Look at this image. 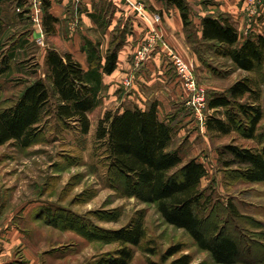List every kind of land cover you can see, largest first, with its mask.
<instances>
[{
    "label": "rangeland",
    "instance_id": "1",
    "mask_svg": "<svg viewBox=\"0 0 264 264\" xmlns=\"http://www.w3.org/2000/svg\"><path fill=\"white\" fill-rule=\"evenodd\" d=\"M160 1L165 4V0ZM43 2L4 0L1 4L4 53L11 57L10 71L0 77L4 105L15 101L36 79L47 80L48 49L64 54L70 48L75 59L88 70L87 53L83 51L86 40L100 43L105 54L116 38L123 43L121 51L134 41L131 40L135 36L134 16L145 10L153 11L155 19L159 16L157 21L162 22L164 12L174 8L165 5L156 9L150 0H121L119 5L98 0L91 7L81 0L74 1L64 9L65 17L60 19L57 34L48 35L43 25ZM209 2L196 0L191 5L194 24L189 30L184 28L192 55L189 59L166 41L162 46L159 40L153 41L154 32L136 51L121 56L122 67L108 85L109 78L104 75L105 89L100 94L99 106L89 114L88 135H83L76 124L58 122L51 108H47L40 134L30 147L22 148L15 142L0 147V187L7 189L10 204L22 207L14 222L23 230L26 250L38 264L94 263L118 249L109 232L128 224L139 211L146 212L149 241L146 246L153 247L156 254L136 249L131 264H166L163 254L177 244L184 246L183 253L193 256L192 264H216L187 231L168 225L155 205L122 192L121 180L112 179L104 149L97 143L98 122L107 111L147 109L154 102L159 105L160 118L173 128L170 149L178 150L185 162L197 159L208 170L202 188L209 189L213 203L206 213L203 230L212 231L218 226L235 238L241 250L237 264H264V182L250 183L235 167L225 168L218 152L233 142L247 147L261 145L239 138L236 133L212 135L207 128V119L215 113L209 107L211 96L223 93L246 76L230 59L217 55L202 41V12L208 10ZM145 48L149 51L148 58L139 63V52ZM171 52L189 66L196 86L203 91V101L197 103L193 99L187 81L180 77L170 57ZM151 76L155 79L152 83ZM170 85L176 92L174 98L168 90ZM230 204L236 207L239 217L231 214ZM15 258L21 263L30 259L24 248L16 250Z\"/></svg>",
    "mask_w": 264,
    "mask_h": 264
},
{
    "label": "trees",
    "instance_id": "2",
    "mask_svg": "<svg viewBox=\"0 0 264 264\" xmlns=\"http://www.w3.org/2000/svg\"><path fill=\"white\" fill-rule=\"evenodd\" d=\"M43 3L45 32L55 35L60 19L50 13V1ZM165 4L178 8L186 30L193 26L192 7L187 0H165ZM4 29L0 6V77L11 69V57L4 53ZM201 35L204 44L217 55L230 59L238 70L250 73L223 93L211 96L209 107L215 113L207 119L208 131L217 136L236 133L239 138L261 145L227 144L218 151L219 161L227 169L235 167L250 183L264 182V36L243 38L224 15L202 17ZM122 45L115 38L103 54L100 43L86 40L83 51L87 53L88 70L73 54L48 49L47 80L36 79L9 105H4L0 82V147L12 142L22 148L30 147L40 134L47 108H51L58 122L76 124L83 135H88L89 114L100 104V94L105 89L104 75H112L118 68ZM219 113L223 116H218ZM96 140L104 149L112 179L121 180L126 196L155 205L168 225L187 231L216 264H237L241 250L235 238L218 226L212 231L203 230L206 213L213 203L209 189L202 188L208 170L197 159L185 162L178 150L170 149L173 128L160 118L157 102L147 109L107 111L98 122ZM229 210L233 216H240L234 205L230 204ZM145 218L146 212L139 211L128 224L111 230L109 234L118 249L92 264H131L136 249L156 254L153 247L146 246L149 241ZM183 252L182 244L173 245L163 254V261L192 264L193 256Z\"/></svg>",
    "mask_w": 264,
    "mask_h": 264
},
{
    "label": "crops",
    "instance_id": "3",
    "mask_svg": "<svg viewBox=\"0 0 264 264\" xmlns=\"http://www.w3.org/2000/svg\"><path fill=\"white\" fill-rule=\"evenodd\" d=\"M4 1V0H3ZM1 2V4L3 3ZM52 4L50 13L55 17L62 19L65 17V8L74 1L79 0H51ZM50 1V3H51ZM98 0H81L82 3L87 7H91V4ZM119 5L121 0H109ZM152 5L156 9L164 8V4L160 0H150ZM190 5H193L196 0H187ZM208 10L202 12V17L206 15H212L218 17L224 15L229 17L238 29L240 35L243 38L249 36L259 37L264 36V0H209ZM0 4V6H1ZM125 6V5H124ZM134 16L133 20L135 24V36L131 40L132 43H128L119 52L118 68L112 75H107L109 79L107 82L112 81V76H117L119 69L122 67V57H126L129 53L136 51L139 46H141L146 39L150 38L151 34H156L157 40L160 41V45L166 41L169 46L173 47L182 57L189 59L192 57L190 54V48L188 47L183 20L180 15L178 8L174 7L169 10V13L163 15L162 22L155 19L153 11L149 12L145 10L144 13L137 14ZM153 37V36H152ZM151 39V38H150ZM165 49V48H164ZM163 47L162 50L164 51ZM68 53L75 54L70 48ZM66 52V53H67ZM86 56V54H85ZM122 56V57H121ZM159 61V59H158ZM88 62V59H87ZM242 71V70H239ZM243 73L249 75L245 71ZM105 81V78L103 77ZM155 81L154 77L151 76L149 82ZM105 84V83H104ZM263 97L262 105L264 108V83H263ZM172 97H176V92L174 93V87L169 86ZM172 88V89H171ZM264 121V120H263ZM22 209V207H20ZM20 208L10 204V196L7 189L0 187V264H38V260L33 258L28 253V248L25 246L24 232L22 229L15 224V218L20 212ZM18 248H24L25 254L28 255L30 259L26 263H21L15 258L16 250ZM27 249V250H26Z\"/></svg>",
    "mask_w": 264,
    "mask_h": 264
},
{
    "label": "built area",
    "instance_id": "4",
    "mask_svg": "<svg viewBox=\"0 0 264 264\" xmlns=\"http://www.w3.org/2000/svg\"><path fill=\"white\" fill-rule=\"evenodd\" d=\"M157 20L160 19L159 16H156ZM153 41H155L157 38L156 36H153ZM149 55V51H147V49L145 48L143 51L139 52V63L140 62H144ZM170 57L180 75V77H182L183 80L187 81V86L189 87V89L191 90L192 94H193V99L198 103L203 101V91L202 89L199 88V86H196L197 83L194 79V76L192 74V71L190 70L189 66L185 63V61L176 53L171 52L170 53Z\"/></svg>",
    "mask_w": 264,
    "mask_h": 264
}]
</instances>
